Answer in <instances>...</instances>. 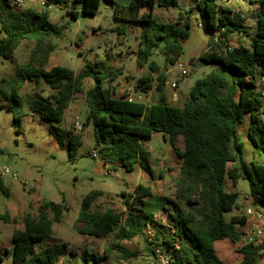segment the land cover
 Instances as JSON below:
<instances>
[{
    "label": "trees",
    "instance_id": "obj_1",
    "mask_svg": "<svg viewBox=\"0 0 264 264\" xmlns=\"http://www.w3.org/2000/svg\"><path fill=\"white\" fill-rule=\"evenodd\" d=\"M45 1L46 7L18 8L13 0H0V57L10 58L24 40L34 42L29 60L17 67L15 78L1 80L0 105L13 113L14 125L20 127L25 115L20 93L24 83L44 81L50 93L47 96L37 93L30 101V108L51 122V133L58 145L68 148L72 155L82 140L59 123L64 120L76 94L84 92V79L92 77L94 85L85 91L84 126H93L96 144L106 162L118 161L128 171L139 164L154 176L152 154L144 148V143L157 131L169 138L181 161L175 200L165 197L162 202V208L168 213L167 223L155 214L156 207L146 205L145 198L155 197L150 185L138 183L133 192L121 193L127 207L124 213L112 209L93 210V203L103 192L92 190L85 194L78 216L83 224L80 231L97 237L116 231V242L107 247L102 256L86 251L83 257L100 262L115 249L125 256H135V251L128 250L119 241L144 236L152 254L156 246L162 244L173 264H226L217 255L214 242L223 238L233 242L241 240L239 226L247 221L244 214L227 219L226 213L237 206L238 193L226 189V179L230 178L236 186L242 176L247 177L252 202L264 207V161L245 160L244 142L239 135V128L249 116L248 137L264 150V128L261 126L264 0H245L255 5L252 15L257 21L256 33L250 45L239 43L236 46L229 43L230 36L247 33L249 29L244 15L221 5L218 0H200L205 26L211 35L208 49L199 58L218 63V67L195 81L181 106L171 104L164 96L154 103L129 102L122 96H114L111 84L122 73L121 68L103 72L86 64L78 73L61 65L46 68L56 47L55 38L61 37L65 29V25L51 21L48 7L64 6L77 17L81 12L97 14L103 1L115 4V19L141 23L136 53L140 69L147 64L152 71L158 69L152 58L156 52L174 64L181 57L183 44L190 35V23L187 19L183 24L159 21L153 13L156 5H176L178 0H130L128 7L116 0ZM157 79V87L162 91L166 74L159 73ZM136 88L149 93L153 88L152 74L140 76ZM181 138L183 149L179 146ZM229 162L234 165L229 167ZM0 190L9 192L1 175ZM67 210L65 199L41 202L36 213L26 210L22 216L23 228L13 231L11 264H57L69 252V243L44 242L54 233V223L60 222ZM149 225L154 230L152 235L146 234ZM262 246L242 245L238 250L243 258L237 264H257ZM2 261L0 254V263Z\"/></svg>",
    "mask_w": 264,
    "mask_h": 264
},
{
    "label": "rangeland",
    "instance_id": "obj_2",
    "mask_svg": "<svg viewBox=\"0 0 264 264\" xmlns=\"http://www.w3.org/2000/svg\"><path fill=\"white\" fill-rule=\"evenodd\" d=\"M116 1L126 7L130 2V0ZM218 2L240 11L249 26L247 33H233L229 43L235 45L237 40H241L242 43L250 45L256 33L257 21L252 15L255 5L245 0H218ZM199 4L200 0H178L176 5H156L154 8L153 15L159 21L183 24L187 19L190 23V35L183 44L180 57L189 66L188 73L184 76L176 65L168 63L160 52L152 56L158 64L156 71H152L148 64L140 69L136 53L140 43L141 23L115 19L113 16L115 4H106L105 1L101 2L97 14L81 12L77 17L64 6L48 7L51 21L65 25L64 34L55 38L56 47L51 53L48 67L61 65L76 73L86 64H91L96 70L103 72L121 68L122 73L111 84L113 95L116 97L121 96L118 90L124 82L128 80L136 86L139 77L148 73L153 76V88L150 92H158L157 76L164 72L166 83L163 91L175 90L177 93H182L187 100L195 81L218 67V63H208L199 58L208 49L211 35L205 26ZM31 6L43 7L40 0H24L20 8ZM215 39L220 41V38ZM32 45L34 42L24 41L19 44L10 58L0 57V90L1 80L15 78L17 67L29 60L34 48ZM175 81L178 82L177 88L171 87V83ZM93 85L92 77L84 79V92L76 94L68 112H65L64 120L59 123L60 127L73 132L75 119L78 118L84 123L87 114L85 91ZM20 93L25 111L20 127L14 125L13 113L6 106L0 105V168L8 167L11 172L18 174L17 178H13L10 174L4 175L3 182L9 192L0 190V254L3 256L0 264L12 263V235L15 229L23 228V213L26 210L36 213L41 202L51 200L60 202L62 199L68 204V210L60 222L54 223V233L44 242V244L69 243V252L63 255L57 264H157L150 251V244L144 236L119 241L128 250L135 251L137 254L135 256H125L115 249L109 253L108 258L100 262L83 257L86 251L102 256L105 249L116 242V231L105 237L84 234L80 231L83 224L78 221V216L85 194L92 190L103 192L93 203V210L112 209L124 213L127 207L121 193L133 192L135 186L145 182L146 178L139 173L141 169L137 164L132 171L126 170L118 161H108L106 164V159L96 144L92 125L85 126L83 131L77 134L82 141L72 151V155L68 148H61L51 133V122L30 108V101L37 96V93L43 96L50 93V88L44 81L38 84L27 81ZM262 119L261 126L264 128V90ZM249 123L250 117L247 116L239 128L240 138L244 142L243 156L248 162L264 161V150L255 146L248 137ZM163 135L160 131L153 133L151 139L144 143V148L149 150L152 156L156 155L167 162L164 168L159 169L160 161L156 158L153 160L156 167L155 178L157 179L160 170L164 175V178H160L162 180L159 181L158 186L154 187V191L165 194V197L174 198L179 175L177 163L180 159L173 151L168 137L165 138ZM179 145L183 148L182 138L179 140ZM93 150L99 155L93 156ZM233 165L232 162L228 163L229 167ZM154 184L157 185L156 181ZM226 189L238 193L237 206L226 213L227 217L231 214H244L247 206H253L247 199L250 195L247 177L242 176L236 186H233L232 180L227 178ZM182 204L185 208L188 207L186 202ZM146 205L163 207L162 201L155 197L148 199ZM169 206L171 207V204ZM167 214L162 208L161 213L157 215L167 223Z\"/></svg>",
    "mask_w": 264,
    "mask_h": 264
},
{
    "label": "built area",
    "instance_id": "obj_3",
    "mask_svg": "<svg viewBox=\"0 0 264 264\" xmlns=\"http://www.w3.org/2000/svg\"><path fill=\"white\" fill-rule=\"evenodd\" d=\"M41 6H45L46 1L40 0ZM24 3V0H13L15 7L20 8ZM176 67L181 71V74L184 76L188 73L189 66L184 63L180 58L174 63ZM173 87L177 86V82H172ZM145 92L136 88L130 81L123 83L120 95L129 102L144 101ZM73 133L78 134L83 131L85 128L84 123L81 122L78 118L73 122ZM93 156H98V152L93 150ZM1 158V152H0ZM107 173V172H106ZM6 174H10L13 178H17L18 174L16 172H11L10 168L3 167L0 168V175L3 177ZM253 206H248L246 208V216L253 218V221L248 224L247 221L245 224L241 225L242 238L244 237V244L253 243L254 245L264 244V207L259 204H254ZM154 232L153 228L149 225L146 229L147 235H152ZM154 259H156L157 264H173L172 257L168 251L165 250L164 246L157 245L155 248V254H153Z\"/></svg>",
    "mask_w": 264,
    "mask_h": 264
},
{
    "label": "crops",
    "instance_id": "obj_4",
    "mask_svg": "<svg viewBox=\"0 0 264 264\" xmlns=\"http://www.w3.org/2000/svg\"><path fill=\"white\" fill-rule=\"evenodd\" d=\"M236 39V38H234ZM24 41H29V40H24ZM24 41H22L21 43H23ZM233 40H231V43H232ZM239 43H242L241 40H237V43H235V45H232V46H236L238 45ZM32 47H34V45H32ZM33 49V48H32ZM30 58V57H29ZM50 59H51V56H50ZM50 59H49V62H50ZM49 62L46 64V68L47 69H50L51 67H48V64ZM28 81V80H27ZM26 81V82H27ZM25 82V83H26ZM29 82H33V81H29ZM172 84V83H171ZM123 86V85H122ZM122 86L119 88L118 91L121 92V89H122ZM171 87H173L171 85ZM178 87V84L176 87H173V88H177ZM162 96H164L166 98L167 101H169L171 104L173 105H179L181 106L185 101L186 99H184V95L182 93H177L175 90L173 91H168V92H165V91H158V92H149L146 94V99H144V101H146L147 103H154V102H157ZM181 102V103H179ZM69 109V108H68ZM68 109L66 110V113L68 112ZM246 119V118H245ZM249 126V125H248ZM248 133V131H247ZM165 138L167 136L163 135ZM169 139V138H168ZM180 146V145H179ZM173 147V146H172ZM181 149H183L182 147H180ZM173 149V148H172ZM174 151V149H173ZM175 152V151H174ZM154 158H156L157 160L160 161L161 165H159V169H162L165 167V163H167L166 161H164L163 159H161L160 157L156 156V155H153L151 157V166H152V171H153V175L154 176H151L148 172H146L139 164V167H140V174L142 175V177H145L146 180L145 182H143V184L145 185H150L152 187V191H153V196H155V198L157 197V199H159L160 201L163 202V198H165V194L163 193H160V192H155L154 190V187L155 186H158V183L159 181H161L162 179L160 178H164V175L162 174L161 170H160V173L157 175V179L155 178V175H156V167L153 163V160ZM105 163L107 164L108 162L105 161ZM179 165V169L180 170V165H181V161H179L177 163ZM166 176V175H165ZM156 181L157 185L154 184V182ZM148 199H152L151 196L150 197H147L145 198V201L147 202ZM172 200H175V198H170ZM248 201L252 203V197L251 195L248 196ZM164 204V203H163ZM153 206V205H152ZM248 207V206H247ZM161 210H162V207H157L156 210L154 211L155 214H159L161 213ZM246 213V212H245ZM244 213V215H246ZM238 214V213H237ZM232 215H235V214H231L229 217H227V219H229ZM239 215V214H238ZM242 215V214H241ZM253 221V218L251 217H247V223L250 224L251 222ZM239 228H241V226H239ZM244 245V237L241 238V240L237 241V242H233L231 239L229 238H223V239H217L215 240L214 242V246H215V249H216V253L217 255L226 263V264H237L239 263L242 258H243V254L239 252V248ZM262 248L259 252V255H258V259H257V264H264V244H262Z\"/></svg>",
    "mask_w": 264,
    "mask_h": 264
}]
</instances>
